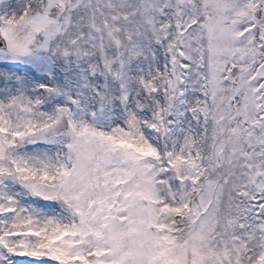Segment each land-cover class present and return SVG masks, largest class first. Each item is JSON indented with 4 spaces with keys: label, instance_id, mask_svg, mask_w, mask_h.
Instances as JSON below:
<instances>
[{
    "label": "snow or ice",
    "instance_id": "6c2138e0",
    "mask_svg": "<svg viewBox=\"0 0 264 264\" xmlns=\"http://www.w3.org/2000/svg\"><path fill=\"white\" fill-rule=\"evenodd\" d=\"M0 264H264V0H0Z\"/></svg>",
    "mask_w": 264,
    "mask_h": 264
}]
</instances>
